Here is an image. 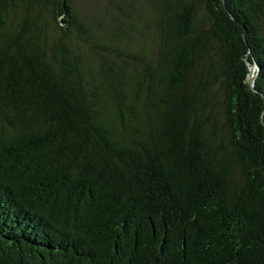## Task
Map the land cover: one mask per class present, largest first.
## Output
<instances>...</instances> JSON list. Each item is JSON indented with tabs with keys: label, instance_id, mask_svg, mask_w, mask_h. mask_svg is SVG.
<instances>
[{
	"label": "trees",
	"instance_id": "16d2710c",
	"mask_svg": "<svg viewBox=\"0 0 264 264\" xmlns=\"http://www.w3.org/2000/svg\"><path fill=\"white\" fill-rule=\"evenodd\" d=\"M0 264H264V0H0Z\"/></svg>",
	"mask_w": 264,
	"mask_h": 264
},
{
	"label": "water",
	"instance_id": "95a60500",
	"mask_svg": "<svg viewBox=\"0 0 264 264\" xmlns=\"http://www.w3.org/2000/svg\"><path fill=\"white\" fill-rule=\"evenodd\" d=\"M251 67H253L252 69L254 70V71H256V66H251ZM250 85L252 86V87H254V79H251V74H250Z\"/></svg>",
	"mask_w": 264,
	"mask_h": 264
},
{
	"label": "bare ground",
	"instance_id": "6f19581e",
	"mask_svg": "<svg viewBox=\"0 0 264 264\" xmlns=\"http://www.w3.org/2000/svg\"><path fill=\"white\" fill-rule=\"evenodd\" d=\"M253 67H251V79L254 77V75H255V71L252 69Z\"/></svg>",
	"mask_w": 264,
	"mask_h": 264
}]
</instances>
